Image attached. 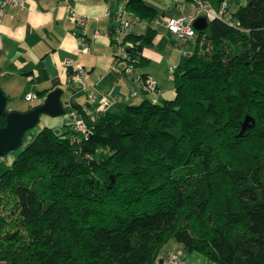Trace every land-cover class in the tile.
<instances>
[{
  "label": "trees",
  "instance_id": "16d2710c",
  "mask_svg": "<svg viewBox=\"0 0 264 264\" xmlns=\"http://www.w3.org/2000/svg\"><path fill=\"white\" fill-rule=\"evenodd\" d=\"M202 1L219 13L225 2ZM230 1L197 30L174 99L122 114L70 101L87 138L44 126L11 166L0 162V263L163 264L174 243L183 257L264 264V0ZM127 8L156 16L145 0ZM154 37L126 39L139 64ZM247 116L255 126L240 136Z\"/></svg>",
  "mask_w": 264,
  "mask_h": 264
},
{
  "label": "crops",
  "instance_id": "0c3cea01",
  "mask_svg": "<svg viewBox=\"0 0 264 264\" xmlns=\"http://www.w3.org/2000/svg\"><path fill=\"white\" fill-rule=\"evenodd\" d=\"M242 1L246 3V0ZM145 2L155 9L156 16L151 21L143 19L149 23L147 26L136 24L133 34L142 36L151 29L155 31V37L150 45L143 48L142 62L137 69L142 76H149L156 82L161 96L159 101L172 100L175 98V82L169 68L179 67L187 57L175 45L166 29L165 18L201 15L197 5L191 0ZM232 2L231 0L230 4ZM27 4L26 9H8L0 25V88L8 100L7 111L28 112L42 104L55 89L63 91L61 102L65 111L71 101L80 107L85 106L87 114L99 112L101 96L105 91L113 98L107 110L112 114H122L129 105L146 99L144 94L132 97V91L139 89L140 85L134 84L130 77L112 70L114 51L108 32L113 27L116 12L126 8L121 0H84L77 6L74 0H27ZM75 6L79 16L89 17L86 31L89 54L78 53L80 43L72 35L80 32L68 21L69 11ZM126 10L129 14H134L128 8ZM96 30L101 31L98 39L93 37ZM192 48V44H187L183 50L193 53ZM66 59L80 64L87 72L86 85L95 96L90 104L83 92L76 91L71 86L73 70H66L62 65ZM28 94L34 97L33 101L26 99ZM65 125L66 129L57 133H70L69 120L66 119ZM31 139L32 137L29 141ZM173 250L182 249L170 243L162 250L160 258L164 259ZM183 253L180 264L212 263L199 253ZM158 263L160 262L154 264Z\"/></svg>",
  "mask_w": 264,
  "mask_h": 264
},
{
  "label": "built area",
  "instance_id": "2783aa9c",
  "mask_svg": "<svg viewBox=\"0 0 264 264\" xmlns=\"http://www.w3.org/2000/svg\"><path fill=\"white\" fill-rule=\"evenodd\" d=\"M62 1V0H60ZM126 8L116 12L114 16L113 27L108 32V37L111 41V46L114 51V63L112 66L113 71H118L127 77L132 79L134 84L140 85L139 89L133 90L131 93L132 97H139L141 94L146 95L153 102H158L160 99V90L156 82L149 76H142L137 67L140 65L139 61L134 59L131 54V49L135 48L136 44L131 40H126L129 36L133 34V26L138 23H143L139 17L134 14H129L127 12V5L129 0H121ZM198 7L199 15L206 17L208 21H212L218 17V15L223 14L222 11L227 5V0L223 3L222 11L216 12L208 4L201 0H191ZM84 0H74L75 5L83 3ZM76 6L71 8L69 11L68 21L73 24L80 31L77 33H72L73 36L78 38L80 47L78 53L89 54L90 46L88 38L86 37V31L89 27V17L79 16L76 10ZM28 7L27 0H0V25L3 23L6 13L10 8H23ZM201 17V16H200ZM198 16H187L183 15L176 18H165V25L168 32L171 34L174 43L177 47L182 50V54L188 57L190 52L184 51L183 47L187 44H192L196 42L198 38L197 29L194 27L195 21ZM146 24V23H144ZM101 36V31L96 30L94 32V38L98 39ZM63 68L66 70H73L70 77V84L76 91H81L86 95L87 102L90 104L95 96L92 92L88 90L86 85V79L88 77L85 69L80 65L75 63L71 59H66L62 63ZM176 66H171L169 72L172 78L176 71ZM102 79H100L101 81ZM26 99L28 101H33L34 97L28 94ZM113 98L111 94L107 91L102 93L100 100V113H106L109 106L111 105ZM68 120L71 131V138L74 142H80L81 137L87 138L91 131L88 127L86 119L84 118L82 112L75 108L74 105H68ZM82 111H86V107H80ZM5 159H2L4 161ZM183 254L177 251H171L167 258L164 260L163 264H180Z\"/></svg>",
  "mask_w": 264,
  "mask_h": 264
},
{
  "label": "water",
  "instance_id": "95a60500",
  "mask_svg": "<svg viewBox=\"0 0 264 264\" xmlns=\"http://www.w3.org/2000/svg\"><path fill=\"white\" fill-rule=\"evenodd\" d=\"M206 17H199L194 27L198 31L206 30L209 26ZM63 91L55 89L48 94L42 104L28 112H9L6 110L7 97L0 88V117L5 115L6 126L0 128V158L12 151L20 150L24 147V138L27 133L37 127L42 115L59 117L65 114V109L61 102ZM255 126V120L247 116L242 124L240 136Z\"/></svg>",
  "mask_w": 264,
  "mask_h": 264
},
{
  "label": "rangeland",
  "instance_id": "374dc122",
  "mask_svg": "<svg viewBox=\"0 0 264 264\" xmlns=\"http://www.w3.org/2000/svg\"><path fill=\"white\" fill-rule=\"evenodd\" d=\"M141 20H143V19H141ZM144 23H146V24H144ZM142 24H144L146 26L149 25V23L147 21H145V20L143 21ZM135 25L133 26V28L135 27ZM68 118H69L68 114H64V115L59 116V117H51L49 115H42L41 118H40L39 125L37 127H35L34 129L30 130L27 133V135L25 136V138H24V146H26L30 142L29 138L32 137V139H33L37 135L38 130L41 129V127H43V126L50 127L52 129H54L56 132H63L66 129L65 121H66V119L68 120ZM18 153H19L18 151L10 152L6 156L5 160L2 161V163L4 165L3 168L11 166L13 164V161L15 160V158H16ZM211 264H213V263H211Z\"/></svg>",
  "mask_w": 264,
  "mask_h": 264
},
{
  "label": "bare ground",
  "instance_id": "6f19581e",
  "mask_svg": "<svg viewBox=\"0 0 264 264\" xmlns=\"http://www.w3.org/2000/svg\"><path fill=\"white\" fill-rule=\"evenodd\" d=\"M17 151H18V150H17ZM7 155H8V154H7ZM7 155L1 157V158H0V162H1L2 159H5Z\"/></svg>",
  "mask_w": 264,
  "mask_h": 264
}]
</instances>
